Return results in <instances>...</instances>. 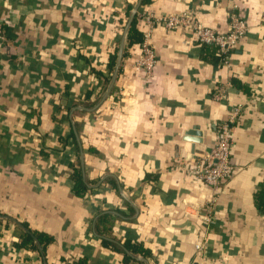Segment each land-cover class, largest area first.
Returning a JSON list of instances; mask_svg holds the SVG:
<instances>
[{"label":"crops","instance_id":"obj_1","mask_svg":"<svg viewBox=\"0 0 264 264\" xmlns=\"http://www.w3.org/2000/svg\"><path fill=\"white\" fill-rule=\"evenodd\" d=\"M183 11L219 33L235 12L249 31L227 67L188 30L156 26L145 78L141 17ZM236 105L234 172L216 193L193 164ZM263 184L264 0H0V264H264ZM28 233L50 241L25 246Z\"/></svg>","mask_w":264,"mask_h":264},{"label":"built area","instance_id":"obj_2","mask_svg":"<svg viewBox=\"0 0 264 264\" xmlns=\"http://www.w3.org/2000/svg\"><path fill=\"white\" fill-rule=\"evenodd\" d=\"M141 19L145 28L141 35L140 56L134 62L133 67L137 71H142L147 79L152 77L157 65L153 46V30L156 26L163 27L166 31L178 28L188 30L200 44L215 48L221 58L222 65L227 67L230 65V53L249 31L247 22L235 12L229 14L227 33H219L205 26L190 11L171 15L149 14L142 16ZM224 90V87H216L213 98L218 101L223 100L225 98ZM241 109L240 105L229 109L226 121L217 127L215 142L210 154L193 164L196 177L216 193L233 176L231 132L238 122ZM196 248L199 249L200 246L197 245Z\"/></svg>","mask_w":264,"mask_h":264},{"label":"trees","instance_id":"obj_3","mask_svg":"<svg viewBox=\"0 0 264 264\" xmlns=\"http://www.w3.org/2000/svg\"><path fill=\"white\" fill-rule=\"evenodd\" d=\"M140 33L135 29V23L132 22L131 27L128 29V40H129V44L136 42L139 40V35ZM115 58L116 56L114 55L111 58L110 61V67L112 69V67L115 64ZM89 96V94H88ZM87 96V97H88ZM73 180H74V187L72 188V191L74 193L75 196H77L78 198H81L84 196V194L86 193V185L84 184V181L82 179V174L78 169H74V173H73ZM255 201H256V205L258 208L262 209L264 211V184L260 187L259 191L255 194ZM37 241L38 245L40 246H45L46 244H48V242L50 241L49 238L46 235H43L41 233H35V234H26V236L23 238V242L22 244L26 246L27 243L29 242H33V241ZM103 245H111L112 248L116 251H121L123 248V251L128 250L130 252H138L140 253L142 256L147 255V252L145 250H143L142 248L132 244L129 241L124 242L123 246H118L115 244H112L110 241H103L102 242ZM121 247V248H120ZM124 253V252H123ZM130 261H134L129 255H124V264H128ZM68 264H88V261L86 258H80L78 259V261L76 262H69Z\"/></svg>","mask_w":264,"mask_h":264},{"label":"water","instance_id":"obj_4","mask_svg":"<svg viewBox=\"0 0 264 264\" xmlns=\"http://www.w3.org/2000/svg\"><path fill=\"white\" fill-rule=\"evenodd\" d=\"M140 5V2L138 3L137 7L134 9L133 13L131 14V17H130V20H129V24L132 22L136 12H137V9ZM124 39H125V36L124 38L122 39L121 41V44H120V47H119V53H118V58H117V62H116V65H115V70H114V74H113V77H112V83L105 95V97L109 94L111 88L113 87L114 85V82L116 80V77H117V74H118V71H119V67H120V63H121V59H122V52H123V47H124ZM192 134V133H191ZM196 142V141H195ZM199 142V141H198Z\"/></svg>","mask_w":264,"mask_h":264}]
</instances>
